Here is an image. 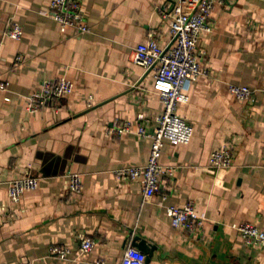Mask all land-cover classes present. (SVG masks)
Wrapping results in <instances>:
<instances>
[{"label":"crops","instance_id":"obj_1","mask_svg":"<svg viewBox=\"0 0 264 264\" xmlns=\"http://www.w3.org/2000/svg\"><path fill=\"white\" fill-rule=\"evenodd\" d=\"M50 1L0 0V264H120L137 238L155 247L146 264H264V245H247L235 229L264 231V0L214 6L198 45L211 75L188 85L190 100L177 110L192 140L165 142L161 163L176 172L150 201L139 182L113 171L148 162L151 139L137 120L152 134L163 106L155 71L133 56L150 36L171 45L166 11L178 0H77L86 34L62 32ZM12 23L23 29L20 41L6 35ZM61 79L72 94L30 114L31 94ZM231 85L254 91V104L238 101ZM125 122L130 132L116 134ZM224 145L233 166L217 170L211 156ZM70 173L82 176L79 195L68 190ZM26 176L38 188L12 207L9 182ZM188 203L205 220L196 235L174 229L165 211ZM80 236L95 241L91 253L81 254ZM56 246L69 251L66 260Z\"/></svg>","mask_w":264,"mask_h":264},{"label":"built area","instance_id":"obj_2","mask_svg":"<svg viewBox=\"0 0 264 264\" xmlns=\"http://www.w3.org/2000/svg\"><path fill=\"white\" fill-rule=\"evenodd\" d=\"M225 0H178L171 11H166L167 17L172 20V43L165 49L160 46L156 38L150 36L148 40L140 44L134 52L133 63L143 67L146 71H155V88L158 91L163 110L157 118L158 126L152 134H149L142 125L143 116L137 120L138 134L142 138L151 139V151L149 159L144 166L119 168L113 171L114 176L121 182H139L142 185L146 201L152 200L158 192L164 179L175 175V168L161 163L165 142L179 145H188L194 133L193 126L180 117L177 113L181 104H187L190 100L186 90L191 82L202 77L209 78L211 73L200 64L198 45L202 33H210L209 17L215 5L223 4ZM52 11V19L58 23L62 32L67 29H75L79 34L91 32L90 26L80 8L77 0H51L49 4ZM23 29L18 23H12L6 35L12 40L20 41L23 37ZM21 58L17 57L19 61ZM4 90V86H0ZM73 84L66 80H46L40 88L33 92L28 99L27 111L37 114L42 109L60 101L72 94ZM230 93L240 102L253 105L255 92L245 86L231 85ZM132 124L125 122L115 131L122 135L130 132ZM211 165L217 170L231 169L233 166V153L231 147L224 145L213 152ZM264 170V166H263ZM68 178V190L72 194L79 195L83 190L82 176L78 173H70ZM39 180L32 176H26L9 182L8 196L10 205L16 207L22 201L26 192L36 190ZM166 214L171 225L176 230L196 235L203 231L205 220L200 216L192 203L182 207L167 206ZM241 239L247 245H264V231L253 224H240L235 226ZM81 254L91 253L96 243L90 238L80 236ZM52 253L60 260H66L69 251L65 248L54 247ZM147 256L136 247L125 250L120 264H146ZM88 264H104L99 261Z\"/></svg>","mask_w":264,"mask_h":264},{"label":"water","instance_id":"obj_3","mask_svg":"<svg viewBox=\"0 0 264 264\" xmlns=\"http://www.w3.org/2000/svg\"><path fill=\"white\" fill-rule=\"evenodd\" d=\"M134 247H136L139 251L144 253L147 256L146 263L149 262V256L153 254L154 246H150L147 241L142 240L140 238L135 239Z\"/></svg>","mask_w":264,"mask_h":264}]
</instances>
